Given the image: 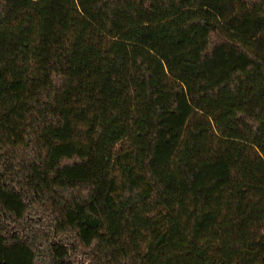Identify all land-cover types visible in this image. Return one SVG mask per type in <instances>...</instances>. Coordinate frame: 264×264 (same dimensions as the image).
Returning <instances> with one entry per match:
<instances>
[{
  "label": "trees",
  "instance_id": "16d2710c",
  "mask_svg": "<svg viewBox=\"0 0 264 264\" xmlns=\"http://www.w3.org/2000/svg\"><path fill=\"white\" fill-rule=\"evenodd\" d=\"M0 264H264V0H0Z\"/></svg>",
  "mask_w": 264,
  "mask_h": 264
}]
</instances>
